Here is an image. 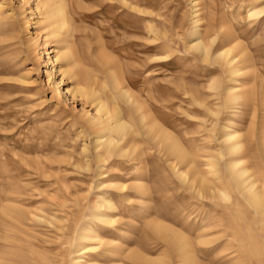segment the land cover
Segmentation results:
<instances>
[{"label": "rangeland", "instance_id": "rangeland-1", "mask_svg": "<svg viewBox=\"0 0 264 264\" xmlns=\"http://www.w3.org/2000/svg\"><path fill=\"white\" fill-rule=\"evenodd\" d=\"M50 1L0 0V264H186L155 220L199 264H264V214L228 167L264 197V0H64V27ZM116 112L126 137L98 160Z\"/></svg>", "mask_w": 264, "mask_h": 264}, {"label": "bare ground", "instance_id": "bare-ground-1", "mask_svg": "<svg viewBox=\"0 0 264 264\" xmlns=\"http://www.w3.org/2000/svg\"><path fill=\"white\" fill-rule=\"evenodd\" d=\"M51 1H53L52 9H53L54 13H57L59 16V21L57 22V24L59 27H64V25L66 24V17L64 16L65 1L64 0H59L57 2H56V0H51ZM199 41L196 40L193 43V44H195L193 49H197V51L199 50L201 56H203V58L206 59L209 56L208 54L210 51L211 42L214 41V38L211 39L210 42H207L208 44H205V43H202ZM231 48H233V46L232 47L230 46L229 49H222V50L218 51L215 55V58H222L225 61L227 59V57L231 54V52L234 50ZM230 62L231 61L228 60V63H230ZM115 78H116L115 76L112 77L113 82L111 84L114 85V88L118 89L119 81L115 80ZM112 79H111V81H112ZM75 92H78L81 95L84 94V91H82L79 88H77L75 90ZM118 93L121 95V97H124L126 99V102L129 101L131 98L130 97L131 94L129 95V92H127V90H125V89L123 90V88H122V90L120 88ZM152 125L157 127V129L156 128L155 129H156V132L159 135V137L163 141H165L169 144L168 152L173 153L174 151H177V152L181 153L182 148H181V145H179L180 143H178L176 138L174 136H172L169 131L165 130L164 128L160 127L159 125H156V123L152 124ZM154 126H152V127H154ZM127 128L128 127H127L126 123L122 120V117H120L119 112H116V113L110 115L107 118V120L99 122V130L94 135L95 142H97V146L100 147L99 151L96 153V157L98 160L101 159V157L104 155L105 151L111 152L113 149H115L114 147L118 144V142L119 141L121 142V140H123V138L126 137ZM104 131L107 133V135L103 133ZM104 135H106V138L102 140ZM238 137H239V135H237L235 131L226 133L224 136V140L226 142H228V144H229V142H231L227 148L231 153L238 152L239 149L242 147L240 142H233V140L237 139ZM158 140H160V139H158ZM122 148H123V146L120 148L118 147L119 153H120V151H123V150H121ZM177 152H175V153H177ZM116 153H117V151H116ZM119 153H117V154H119ZM238 162H239L238 160H235V161L233 160V161H230L228 164L229 169L233 170L232 171L233 184H235V187H237L238 190H240L241 192H244V194L247 197L246 199H247L248 203H250L253 206L256 213L264 214V197H263L262 189L260 188L261 185L258 186L256 177L248 171L247 167L246 168L240 167V168L236 169V167H238V164H239ZM180 177L185 179V175H182V173L180 174ZM203 185H204L203 182L200 183V186L197 189V191L202 193L203 192L202 189L206 188V186H203ZM104 205H109V203L105 202ZM97 217H99V216H97ZM99 219L100 220L102 219V215ZM150 227L152 228L153 234H155L159 239H162L163 241H165L170 247L177 249L178 253L180 254V257L182 259L183 258L185 259L186 264H199L200 260L198 262L197 261L198 259L195 256V250H196L195 246H194V249H195L194 250L191 246L192 242H189V240L187 239L188 237H186L183 233H179L177 230H174L171 227H169V226H167V225H165L159 221H156V220L151 223ZM148 229H149V227H148ZM152 231H151V233H152ZM94 238H97V237H94ZM91 239H93V237ZM130 256L135 261H138L141 264H170L169 256L166 253H163L161 255V257L155 258V259L147 258L144 255L137 253V252H134V253L131 252ZM181 258H180V260H181Z\"/></svg>", "mask_w": 264, "mask_h": 264}]
</instances>
